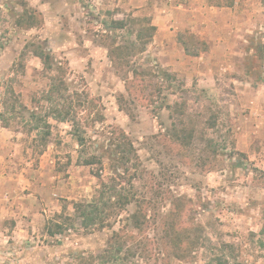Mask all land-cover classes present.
I'll return each instance as SVG.
<instances>
[{"label":"rangeland","instance_id":"374dc122","mask_svg":"<svg viewBox=\"0 0 264 264\" xmlns=\"http://www.w3.org/2000/svg\"><path fill=\"white\" fill-rule=\"evenodd\" d=\"M103 1L0 0V160L23 174L12 191L41 204L38 217L24 215L28 228L0 240V264H76L123 228L135 264H214L208 242L173 258L176 234L199 227L235 245L234 264H264V0H190L200 28L156 32L143 52L138 32L162 0L121 14ZM210 7L222 11L209 13L218 19L206 34ZM117 172L136 201L109 227L84 228L74 203L91 202ZM54 220L72 228L50 236Z\"/></svg>","mask_w":264,"mask_h":264},{"label":"trees","instance_id":"16d2710c","mask_svg":"<svg viewBox=\"0 0 264 264\" xmlns=\"http://www.w3.org/2000/svg\"><path fill=\"white\" fill-rule=\"evenodd\" d=\"M210 3H215V0H209ZM229 3V6L233 5V0H222ZM229 1V2H228ZM221 2V1H220ZM220 2H217L218 4H221ZM222 2V3H224ZM130 23H136L139 22V20H129ZM115 28L124 29L127 26V22L122 21H114ZM157 31V28L153 25L143 26L141 30L138 32V39L139 43L142 45L141 51H145L146 46L152 42L155 33ZM186 51L189 52L186 48ZM34 54L42 60L44 65L46 67H50L49 63V56L44 53V51L40 48H35ZM130 86H135V83L133 81H130ZM128 90L129 86H128ZM50 117H53L51 115H48ZM58 120L61 121V114H58L56 116ZM0 120L2 122H5L3 118V114H0ZM43 121V119H41ZM62 121H65L64 118ZM44 128L46 129L45 137L50 136V128L51 125L48 122H44ZM79 128L76 129L78 131ZM79 144L83 145L84 139L79 136L78 138ZM95 160L93 158L84 160L85 165H93L95 164ZM96 177L101 179L100 174H96ZM121 173H116V177H113L110 181H112L114 184L109 185V183L105 181H101L100 190L98 192V196H96L91 202H75L74 203V211L76 213V218L82 220V225L84 228H89L93 226H97L100 228H106L109 227V217L116 213V209L119 207L121 209H124L126 205L131 203L132 201H136L134 197H128L124 195V190L122 186H120V183L118 182V178H121ZM58 217H63L62 214L58 215ZM130 219L134 223V228L140 229L142 226V222L140 217L137 214H133ZM65 220H68L69 222L72 221V218L70 216H66ZM49 224L52 226H48V234L50 236H55L57 234H63L66 230L72 228V224L68 223V225H65L57 220L50 221ZM197 236L193 237L192 232L191 234H186V236L182 237L183 234L178 233L177 236L173 239V245L176 249V252H174L173 258L182 259L185 257L186 251H188V248H194L197 246H204L207 249V242L209 243V250L212 252H218L214 254L211 257V261L214 264H234V262H231V259L237 258L235 253V245L232 243H227L224 241H220L218 244L213 243L208 237L205 236V238L202 237V232L204 231L203 228L199 227L195 229ZM263 233V231H262ZM132 235L128 234V232H125V228L121 229L120 231H115L110 238V240L107 243L106 249L96 256L90 255L89 257H85L83 255H79L75 257L76 264H94L95 262H98V264H117L120 262L121 264H135V262L132 259L137 258V247L134 244L129 245V241H132L131 239ZM170 235L167 234V244L172 242V239H170ZM172 238V237H171ZM166 241V240H165ZM132 243V242H130ZM165 243V249H169L167 244ZM137 245V244H136ZM180 251V252H178ZM168 257V256H167ZM170 258V256H169Z\"/></svg>","mask_w":264,"mask_h":264},{"label":"crops","instance_id":"0c3cea01","mask_svg":"<svg viewBox=\"0 0 264 264\" xmlns=\"http://www.w3.org/2000/svg\"><path fill=\"white\" fill-rule=\"evenodd\" d=\"M154 0H104V4L108 2L113 4L116 7L120 8L119 14L122 10L124 12L130 10H137L135 13L140 12L143 8H151ZM205 2V1H204ZM196 3H199L196 1ZM201 3V2H200ZM206 3V2H205ZM159 12L152 19V24L157 28L158 34L168 33L170 35L176 34L180 31L186 29L196 30L199 27L198 16L193 14L196 17L194 20L190 13L192 8L196 9V4L190 2V0H166L158 3ZM204 4H200V6ZM204 6H208L206 3ZM229 7L227 9H232ZM151 10V9H150ZM210 12H207L206 15V29L205 33H210L211 29L215 25L217 16L209 13H221L222 8L210 7ZM1 156V155H0ZM0 160V240L5 238H13L12 234H18L17 230L21 225L30 226L31 223L28 222V219L24 218V215L28 217H38L39 208L41 204H37L30 197L34 196H23L21 188L15 187V189L10 188V181L15 183H20L22 173L19 175H13L8 169H12L8 163L12 160H7V158ZM17 177V178H16ZM16 178V179H15ZM38 200V198H36ZM34 202V203H33ZM10 226V227H9ZM21 231L24 232L25 229L21 228Z\"/></svg>","mask_w":264,"mask_h":264}]
</instances>
